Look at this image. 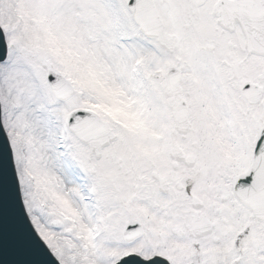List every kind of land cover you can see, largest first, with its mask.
<instances>
[{"label":"snow or ice","instance_id":"1","mask_svg":"<svg viewBox=\"0 0 264 264\" xmlns=\"http://www.w3.org/2000/svg\"><path fill=\"white\" fill-rule=\"evenodd\" d=\"M0 264H264V0H0Z\"/></svg>","mask_w":264,"mask_h":264},{"label":"water","instance_id":"2","mask_svg":"<svg viewBox=\"0 0 264 264\" xmlns=\"http://www.w3.org/2000/svg\"><path fill=\"white\" fill-rule=\"evenodd\" d=\"M0 135H2V133H1V129H0Z\"/></svg>","mask_w":264,"mask_h":264}]
</instances>
